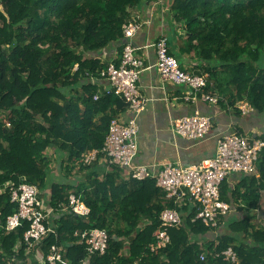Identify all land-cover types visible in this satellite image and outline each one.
<instances>
[{
  "label": "trees",
  "instance_id": "trees-1",
  "mask_svg": "<svg viewBox=\"0 0 264 264\" xmlns=\"http://www.w3.org/2000/svg\"><path fill=\"white\" fill-rule=\"evenodd\" d=\"M145 1L0 0V187L24 178L41 191L48 188L59 216L40 248L46 254L52 244L64 246L68 264H264V218L256 214L264 191V146L256 176L244 175L233 188L221 184V200L237 204L239 214L212 229L192 221L197 207L188 204L179 209L182 226L169 228L170 242L156 251L150 246L160 212L175 206L155 180L124 178L114 165L102 177L95 168L84 173L91 168L81 162L84 153L102 148L110 120L126 108L122 98L98 91L99 72L114 61L97 55L122 41L123 24ZM169 7L185 31V51L196 58L192 72L207 75L203 91L237 115L236 105L247 101L254 114L264 116V0H172ZM256 138L264 142V130ZM50 147L60 153L61 166L62 159L65 167L82 171V180L69 184L48 177L44 153ZM70 193L89 208L88 216L66 209ZM15 209L7 191L1 192L0 264H26L34 252L22 241L26 222L10 232L2 229ZM93 228L107 231L102 255H87L74 237ZM229 248L237 262L224 259Z\"/></svg>",
  "mask_w": 264,
  "mask_h": 264
},
{
  "label": "built area",
  "instance_id": "built-area-1",
  "mask_svg": "<svg viewBox=\"0 0 264 264\" xmlns=\"http://www.w3.org/2000/svg\"><path fill=\"white\" fill-rule=\"evenodd\" d=\"M147 21L140 20L139 12L133 13L128 22L122 26V46L117 63H109L99 72L101 79L109 84V92L122 98L126 104L128 117L116 116L109 122L107 134L100 150H89L82 157V164L91 165L99 156L109 165L122 169L126 178L142 181L154 179L156 186L165 192L175 208H165L160 212V227L151 251L165 248L170 242L167 230L182 226L179 209L192 204L197 212L192 221L201 220L212 229H217L231 212V205L220 198V187L232 174L257 175L256 161L264 142L256 136L233 132L223 134L216 140L214 155L198 164L183 166L166 163L156 173L149 167L134 163L137 154L136 138L138 134L137 116L145 109L147 99L138 91V79L143 67V60L137 53L139 48L132 45L133 38L139 33ZM155 50V69L163 83L184 86L188 90L182 97L184 101H202L210 105H218L219 98L205 93L206 75L188 72L180 67L175 57L169 54L167 40L160 36L151 43ZM98 96H94L96 100ZM240 115L249 116L254 109L247 101L236 105ZM212 122L208 115L193 111L190 115L173 121L175 133L191 140H203L211 130ZM7 191L10 202L16 206L15 211L6 217L2 229L10 232L22 222L28 224L22 241L26 247L33 249L26 264H68L62 257L65 247L52 244L47 253L41 251L42 241L55 232V224H51L49 214L52 209H45L41 190L29 184L24 178L19 183L6 182L0 187V193ZM243 206L242 204H240ZM67 210L77 216L86 217L89 208L75 193L68 195ZM74 237L84 243L87 255L105 253L108 245V234L105 229L93 228L75 231ZM18 243L14 251L19 250ZM225 260L237 262L232 249L223 252ZM204 254L200 259L204 260ZM9 264V263H8ZM83 264H88L86 259Z\"/></svg>",
  "mask_w": 264,
  "mask_h": 264
},
{
  "label": "crops",
  "instance_id": "crops-1",
  "mask_svg": "<svg viewBox=\"0 0 264 264\" xmlns=\"http://www.w3.org/2000/svg\"><path fill=\"white\" fill-rule=\"evenodd\" d=\"M171 2L172 0H148L133 11V13L139 12L141 21H147L132 40V45L139 48L137 53L143 60V67L137 82L138 91L147 99L145 109L137 116V154L133 161L135 164L149 167L154 173L158 172L166 163L188 166L198 164L202 160L212 157L215 152L216 140L223 134L238 131L242 134L257 136L264 130V116L252 113L243 117L235 114L231 108L227 109L219 104L210 105L202 101H184L182 97L188 90L186 87L163 83L160 80L155 69V50L150 45L161 35L166 38L168 51L177 59L180 67L188 72L197 71L196 58L193 53L185 51L183 43L185 41V31L175 23L169 11ZM121 46L122 41L112 43L97 56L101 55L103 61L115 62L120 55ZM96 85L99 92L109 90V84L105 80H96ZM195 110L210 116L212 122L209 134L205 139L198 141L187 139L175 133L172 129L175 119L190 115ZM100 115L98 114L93 119L95 123H99ZM117 116L127 118L126 108L119 111ZM48 153L52 157H49ZM44 154L48 156L47 161L50 166L52 163L50 160L56 159L59 162L60 169L64 167L63 170L70 171V175H72L66 173V177L62 175V172H58L53 174V179L69 184L78 182V180H75L76 176H82V172L78 174L76 169L65 167L67 163H64L62 159L63 165L61 166L57 157L60 153H57L55 147L47 148ZM62 154L63 157L67 155L66 152ZM90 167L84 173H90L95 168L99 177L111 170V165L102 157H99ZM122 174L126 178L124 172ZM248 176H253V174ZM242 177L244 175L232 174L226 182L233 188ZM41 193L45 209H52L49 220L51 224H55L59 214L58 211L54 212L50 206L49 191L45 189ZM230 205L231 212L226 216L227 219L234 214H239L236 210L237 204L231 203ZM256 214L258 218H264V191L260 192L259 207ZM210 236L215 238L216 234L211 233Z\"/></svg>",
  "mask_w": 264,
  "mask_h": 264
},
{
  "label": "rangeland",
  "instance_id": "rangeland-1",
  "mask_svg": "<svg viewBox=\"0 0 264 264\" xmlns=\"http://www.w3.org/2000/svg\"><path fill=\"white\" fill-rule=\"evenodd\" d=\"M2 8V7H1ZM207 76V75H206ZM45 155V154H44ZM48 156L50 157H52V155H50V153H48ZM48 156H45L47 159H48ZM50 162H52L51 163V166L49 165V163H48V161H47V163H48V168H49V173H48V177L49 178H51L52 180H54L53 179V174H57L58 172H62L63 174L62 175H64V176H66L67 177V174L66 173H69V175H70V171H66L65 169L63 170V168H61L60 169V167H59V162L58 161H56V159L55 160H50ZM67 163V162H66ZM50 166V167H49ZM69 167H71V165L69 166ZM72 168V167H71ZM74 169H76V167L74 168ZM77 171V173L78 174H81V170H79V169H76ZM68 175V176H69ZM70 176H72V175H70ZM75 180H82V176L80 175V177L79 176H76V179ZM74 183V182H73ZM76 184H77V182H76ZM47 190H48V188H47Z\"/></svg>",
  "mask_w": 264,
  "mask_h": 264
}]
</instances>
